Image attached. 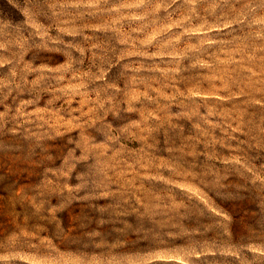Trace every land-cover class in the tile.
I'll list each match as a JSON object with an SVG mask.
<instances>
[{
    "label": "rangeland",
    "instance_id": "1",
    "mask_svg": "<svg viewBox=\"0 0 264 264\" xmlns=\"http://www.w3.org/2000/svg\"><path fill=\"white\" fill-rule=\"evenodd\" d=\"M0 264H264V0H0Z\"/></svg>",
    "mask_w": 264,
    "mask_h": 264
}]
</instances>
